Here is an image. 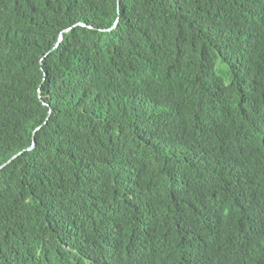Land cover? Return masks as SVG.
<instances>
[{"label": "trees", "instance_id": "1", "mask_svg": "<svg viewBox=\"0 0 264 264\" xmlns=\"http://www.w3.org/2000/svg\"><path fill=\"white\" fill-rule=\"evenodd\" d=\"M0 264H264V0H0Z\"/></svg>", "mask_w": 264, "mask_h": 264}, {"label": "water", "instance_id": "2", "mask_svg": "<svg viewBox=\"0 0 264 264\" xmlns=\"http://www.w3.org/2000/svg\"><path fill=\"white\" fill-rule=\"evenodd\" d=\"M61 39V37H59V40ZM19 154V153H18ZM13 157H15V156H13Z\"/></svg>", "mask_w": 264, "mask_h": 264}]
</instances>
